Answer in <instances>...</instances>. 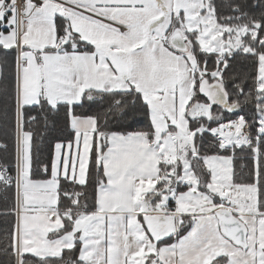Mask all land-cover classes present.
<instances>
[{
  "label": "snow or ice",
  "instance_id": "1",
  "mask_svg": "<svg viewBox=\"0 0 264 264\" xmlns=\"http://www.w3.org/2000/svg\"><path fill=\"white\" fill-rule=\"evenodd\" d=\"M13 119L0 264H264V0H0Z\"/></svg>",
  "mask_w": 264,
  "mask_h": 264
},
{
  "label": "trees",
  "instance_id": "2",
  "mask_svg": "<svg viewBox=\"0 0 264 264\" xmlns=\"http://www.w3.org/2000/svg\"><path fill=\"white\" fill-rule=\"evenodd\" d=\"M236 74L242 75L245 78L252 71L251 61L246 60L243 56L237 58L235 65ZM5 75L9 81L13 80V69L11 67L5 68ZM249 87L251 86V80L248 79ZM106 105H92L91 108L88 104L83 109H77V111H83L91 114L92 112H102ZM233 119L236 117L233 116ZM131 123V121H128ZM143 124H136L135 127H143ZM34 132V151L37 153L39 158L45 162H48L53 156L54 145L57 141V137L63 139L67 133H62L59 129L55 132L45 130L43 125H29ZM131 130V129H130ZM6 145V148L4 147ZM15 155H16V137H15V123L14 119L8 124L4 125L3 121H0V162L9 168L12 175H15ZM91 193V189H89ZM14 206V189L7 192L0 188V247L7 242V233L11 230L15 223V215L8 214L3 215L2 213L11 209ZM27 255V254H26ZM65 259L74 258L69 253L65 252ZM29 259H32L28 256ZM5 259L4 254L0 252V260Z\"/></svg>",
  "mask_w": 264,
  "mask_h": 264
},
{
  "label": "built area",
  "instance_id": "3",
  "mask_svg": "<svg viewBox=\"0 0 264 264\" xmlns=\"http://www.w3.org/2000/svg\"><path fill=\"white\" fill-rule=\"evenodd\" d=\"M0 166H5V165H3L1 162H0ZM6 167V166H5Z\"/></svg>",
  "mask_w": 264,
  "mask_h": 264
},
{
  "label": "crops",
  "instance_id": "4",
  "mask_svg": "<svg viewBox=\"0 0 264 264\" xmlns=\"http://www.w3.org/2000/svg\"><path fill=\"white\" fill-rule=\"evenodd\" d=\"M53 154H54V149H53Z\"/></svg>",
  "mask_w": 264,
  "mask_h": 264
},
{
  "label": "rangeland",
  "instance_id": "5",
  "mask_svg": "<svg viewBox=\"0 0 264 264\" xmlns=\"http://www.w3.org/2000/svg\"><path fill=\"white\" fill-rule=\"evenodd\" d=\"M2 186H0V188H1Z\"/></svg>",
  "mask_w": 264,
  "mask_h": 264
}]
</instances>
